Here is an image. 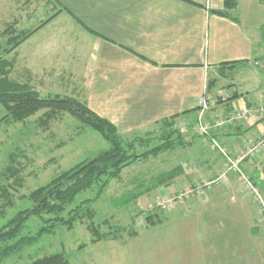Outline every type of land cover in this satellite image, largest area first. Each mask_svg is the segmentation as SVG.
<instances>
[{"label": "rangeland", "instance_id": "374dc122", "mask_svg": "<svg viewBox=\"0 0 264 264\" xmlns=\"http://www.w3.org/2000/svg\"><path fill=\"white\" fill-rule=\"evenodd\" d=\"M57 14L51 0H0V57L13 62L9 72L11 80L28 84L42 96L73 97L83 102L84 94L78 93L76 84L49 74V23ZM53 16L38 32L4 54V49L11 47L7 43L9 38L20 32H32ZM54 27L64 26L60 21L56 26L50 25V29ZM261 43L264 45L263 38ZM254 68H250L251 71L242 68L241 73L249 76L256 87L264 88V64ZM223 72L228 73L226 69ZM214 77L217 78L215 74ZM226 78L216 79L215 86L208 91L209 98L235 93L230 90L229 82L237 83L236 75L232 80ZM237 88L241 94L255 93ZM229 98L217 99L216 105L208 111L200 113L196 109L194 117L183 118L190 122L186 131L180 128L181 119L176 120L173 129L191 144L177 146L123 169L120 177L112 180L92 204L95 214L92 221L79 223L72 230L57 229L1 264H30L44 255L61 251L70 264H264L263 215L252 193L244 190L236 173L227 170V164L235 162L239 152L252 140L242 144L236 139L228 146L221 136L228 131L239 136V124L244 122L226 123L232 112L223 114L221 119L209 118L216 108L221 110ZM243 100H236L233 108ZM238 108L235 109L242 110ZM43 113L23 123L0 126V227L18 211L30 206L24 198L32 191L108 148L99 134L67 113L60 112L46 127L41 126ZM3 115L0 107V118ZM249 115H256L255 110L246 117ZM218 121L223 122L222 126H215ZM206 125L208 128L203 132L201 127ZM162 131L161 126L156 125L123 138L145 139L148 133L157 137ZM263 135L264 132L254 140ZM157 144L155 141L150 147ZM136 150L137 153L145 151L140 147ZM263 166L264 151L257 158L246 159L238 165L264 200V184L256 176L258 167L262 170ZM179 167L182 172L178 176L152 188L157 176ZM140 185L149 191L143 190L128 205H120L119 202ZM187 190L193 191L186 194ZM96 193L97 189L83 191L68 209L94 198ZM147 216L153 217V224L145 220ZM89 223L98 227L101 234L109 233V238L93 242L87 229ZM39 227L40 224L31 219L22 234L33 235Z\"/></svg>", "mask_w": 264, "mask_h": 264}, {"label": "crops", "instance_id": "0c3cea01", "mask_svg": "<svg viewBox=\"0 0 264 264\" xmlns=\"http://www.w3.org/2000/svg\"><path fill=\"white\" fill-rule=\"evenodd\" d=\"M225 1L51 0L58 14L49 23V74L76 84L87 107L128 138L176 115L187 113L177 120L196 115L197 100L210 94L207 81L219 77V65L248 61L233 71L223 67L219 78L236 75L238 82L230 81V90L236 100L245 99L236 107L252 112L264 105V88L241 71L264 64V0H234L228 13L236 20L212 13L223 11ZM60 21L64 27L50 29ZM237 87L255 93L245 96ZM236 100L209 118L233 113ZM241 121L239 136L228 131L222 142L231 146L238 139L243 144L264 132L260 115ZM257 170L264 184V166Z\"/></svg>", "mask_w": 264, "mask_h": 264}, {"label": "trees", "instance_id": "16d2710c", "mask_svg": "<svg viewBox=\"0 0 264 264\" xmlns=\"http://www.w3.org/2000/svg\"><path fill=\"white\" fill-rule=\"evenodd\" d=\"M235 6L236 2L234 0H226L223 11H212V13L236 20L228 13ZM68 14L76 24L90 34L97 36V34L85 27L78 19L70 13ZM54 16L41 23L32 32L27 34L20 32L14 38H9L7 43L11 47H8L6 50L4 49V54H8L17 48L29 36L50 22ZM262 36L264 40V28L262 29ZM246 64H248V61H237L219 65V76H222L221 71L223 67H231L233 71ZM12 65L13 62L0 57V107L4 112V115L0 118V126L1 124L23 123L30 117L43 111L44 113L40 118L39 124L46 127L56 114L60 112L67 113L99 134L108 144V148L99 152L93 159L77 164L69 170L62 172L48 184L37 188L24 198L30 202V206L18 211L5 225L0 227V264L21 253L25 247L38 242L44 236L54 234L57 229L65 228L72 230L79 223L82 224L84 221H92L95 215L91 209L92 204L101 197L112 180L120 177L122 170L126 167L138 163V161L144 162L149 157H156L160 153L173 150L177 146L185 147L191 144L186 143L182 134L178 130L173 129L177 118L180 116L184 117L187 113H182L179 116L176 115L170 120H165L157 124L163 130L162 134L157 137L148 133L145 139L134 137L131 140H126L118 134L116 128L110 122L92 112L86 103L73 97H60L59 95L42 96L28 84L11 80L9 78V72ZM216 82V79L208 80L207 91L213 88ZM230 98L228 102L236 99L237 95L234 93L232 96L230 95ZM174 136L176 137L173 138ZM155 141H158V144L150 147ZM137 147L143 148L145 151L137 153ZM181 172L182 169L179 167L170 173L157 176L152 181V188L163 185L166 179L171 180ZM251 180L253 184H256V181H254L255 177H252ZM93 189H97L94 198L84 200L71 209H68L80 193ZM143 190L145 192L149 191L148 189H143L142 185L135 187L130 191L127 198L124 197L122 199L123 201L119 202L120 205H128L132 199H136L137 195H141ZM31 219H35L40 224V227L33 235H23L25 225ZM145 220L150 224L154 223L152 216H147ZM87 229L92 236L93 242L101 239L106 240L110 236L109 233L101 234L98 227L90 223ZM30 264L70 263L61 251L44 255L33 260Z\"/></svg>", "mask_w": 264, "mask_h": 264}, {"label": "built area", "instance_id": "2783aa9c", "mask_svg": "<svg viewBox=\"0 0 264 264\" xmlns=\"http://www.w3.org/2000/svg\"><path fill=\"white\" fill-rule=\"evenodd\" d=\"M226 96L230 97L229 94L227 95L223 94V95H217L216 98H209L208 95L205 94L198 98L197 109L200 111V113H204L216 105L217 99L225 100ZM242 110L234 111L232 115H230L231 117L229 116L226 123H232L236 120H244L249 112L245 109ZM255 113L257 115H260L261 117H264V105L261 104L258 105L255 108ZM222 124L223 122L218 121L215 126L220 127L222 126ZM189 126H190V122L188 120L180 121V128L183 131L188 130ZM207 128H208L207 125L204 127L202 126L201 130L205 132ZM263 151H264V135L257 140L250 141L247 144V146L242 151H240L239 154L236 156V161L227 164V170L236 173L238 177V181L243 186L245 191L252 193L254 201L259 206L261 215L264 216V200L262 199L261 195L254 189V187H252L251 183L249 182L248 176L243 174L241 169L238 167L239 163L243 162L246 159H255L259 155H261ZM228 161H230L229 158ZM192 191L193 190H187L186 194H190Z\"/></svg>", "mask_w": 264, "mask_h": 264}]
</instances>
